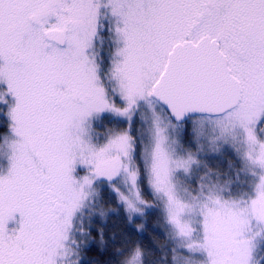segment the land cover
I'll list each match as a JSON object with an SVG mask.
<instances>
[{"label": "snow or ice", "instance_id": "1", "mask_svg": "<svg viewBox=\"0 0 264 264\" xmlns=\"http://www.w3.org/2000/svg\"><path fill=\"white\" fill-rule=\"evenodd\" d=\"M111 215L103 264H264V0H0V264Z\"/></svg>", "mask_w": 264, "mask_h": 264}, {"label": "trees", "instance_id": "2", "mask_svg": "<svg viewBox=\"0 0 264 264\" xmlns=\"http://www.w3.org/2000/svg\"><path fill=\"white\" fill-rule=\"evenodd\" d=\"M153 224L156 222V218L153 217ZM139 223V222H138ZM127 226L124 223L122 217L111 215L108 219V233H116L117 234V243L109 248L107 253H100L95 247H93L87 253L88 259L93 261L95 264L96 261H99L100 264H103L104 261L108 260L111 256V252L113 248L121 247L120 241V233L127 232ZM133 239H142L144 247L149 250L150 255L147 257L148 262L155 261L156 264H163L162 258L164 257L163 246L167 243L166 236L159 229L153 230L151 227L144 234L143 237L133 236Z\"/></svg>", "mask_w": 264, "mask_h": 264}, {"label": "rangeland", "instance_id": "3", "mask_svg": "<svg viewBox=\"0 0 264 264\" xmlns=\"http://www.w3.org/2000/svg\"><path fill=\"white\" fill-rule=\"evenodd\" d=\"M110 207H115V204H111V205H109ZM161 262H163V261H161Z\"/></svg>", "mask_w": 264, "mask_h": 264}]
</instances>
